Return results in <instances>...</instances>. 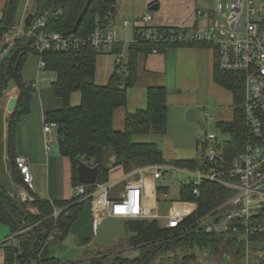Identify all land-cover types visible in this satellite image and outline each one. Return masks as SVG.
<instances>
[{
  "label": "trees",
  "instance_id": "1",
  "mask_svg": "<svg viewBox=\"0 0 264 264\" xmlns=\"http://www.w3.org/2000/svg\"><path fill=\"white\" fill-rule=\"evenodd\" d=\"M21 0H7L0 21V48L6 40V34L14 31L21 24L18 19ZM88 0H36V17L44 11L62 8V13H55L47 25L48 32L70 34ZM117 12L115 0H92L79 24L75 36L88 39L99 27H107ZM152 29L156 31H178L177 27H137L136 32ZM39 37L21 35L15 38L13 45L0 59V101L5 96L11 81L20 93L18 104L9 116V133L7 138V154L11 163L13 180L25 190L29 186L23 181L16 164L17 128L22 117L31 110V101L35 88L32 82L22 76L23 66L31 53H37ZM192 46H210L208 42L186 44ZM176 43H161L136 40L127 46L122 42L113 45L110 51L119 59L115 70L105 86L96 83V58L100 54L90 44L79 49L49 50L43 53L46 62L44 69L57 73L52 83V92L60 98L63 107L46 112V122L59 125V151L72 162V185L76 188L82 184L77 167L84 161L91 166L99 167L97 183H107L113 167L121 166L126 174L134 173L151 165H171L189 172L224 170L229 168L234 159L243 152L246 144L252 140L251 132L246 124L243 108L245 90L241 74L226 72L220 69L218 58L214 69L216 82L230 90L234 96V118L232 121L218 122L217 127L228 137L216 135L213 144L216 158L212 161L206 156L211 146L205 141L206 135L198 139L197 156L193 159L168 161L162 150L153 142H135V134L150 132L166 133L168 123L167 89L163 86H152L147 91V107L133 113L128 112L124 130H115L113 126L115 111L125 107L128 102V89L135 85L138 74V56L141 53L158 52L168 47H180ZM217 57V55H216ZM81 93V103L71 104V96ZM180 186L179 201L195 202V210L184 217L177 227L162 226L159 219H130L125 222L128 232V244L138 250V255L129 257L118 254H105L92 259L91 264H154L159 258L167 260L169 252L182 253L180 261L174 258L173 264H189L198 261L200 251L232 255L235 264H264V246L261 249L253 246L247 249L246 230L242 218L229 222L228 228L222 232L206 230L205 222L200 218L215 211L225 203L235 189L221 183L205 180L196 195L193 190L194 176ZM95 185H87L82 195H75L69 200L35 198L23 201L18 193L10 191L1 179L0 162V223L9 225L15 243H6L4 264H66L59 258H41V252L51 239L63 240L72 230L86 201L92 199ZM169 186L157 185V200L160 195L167 197ZM89 196L87 199L85 197ZM57 214L55 215V213ZM225 209L216 212L210 218L217 221L223 219ZM226 218V217H224ZM205 221V220H203ZM254 223L264 227V205L256 210ZM254 245L264 243V230L248 236ZM83 244L88 242L84 239ZM224 251V252H223ZM223 252V253H222ZM248 253V254H247ZM225 258V257H224ZM223 259V258H222ZM226 259V258H225ZM172 260V259H171ZM170 260V261H171ZM157 261V260H156ZM222 261V260H221ZM232 262V261H231ZM230 262V263H231ZM190 263V264H192ZM75 264V263H67ZM233 264V263H232Z\"/></svg>",
  "mask_w": 264,
  "mask_h": 264
},
{
  "label": "crops",
  "instance_id": "2",
  "mask_svg": "<svg viewBox=\"0 0 264 264\" xmlns=\"http://www.w3.org/2000/svg\"><path fill=\"white\" fill-rule=\"evenodd\" d=\"M117 12L111 24L115 25L119 33L120 42L126 46L134 39L136 25L124 26L123 19H133L151 13L154 27H186L200 29L208 25L213 18L210 9L217 0L203 3L202 0H115ZM7 0H0V21L3 18V9ZM157 5V9L150 11V7ZM28 5H25L22 12ZM28 13V12H27ZM22 17L20 20H22ZM213 20V19H212ZM20 26V25H19ZM18 26V27H19ZM15 31H12V34ZM180 47H168L162 52L141 53L138 56V74L134 86L128 89V102L125 107L115 111L113 126L115 130H124L125 118L128 112L133 113L147 107V91L152 86H163L167 89L168 123L164 134L156 131L149 134H135V142H153L162 150L164 158L168 161L178 159H193L197 156V143L200 138L199 125L186 118L188 110H201L208 117L207 112L212 110L214 119L218 122L232 121L234 118L233 93L216 82L214 69L216 64V51L214 45ZM117 56L109 52L99 54L96 58V83L101 86L108 84L116 66ZM45 70V69H44ZM40 73V69L38 68ZM51 80L53 77L50 75ZM56 78L54 79V81ZM36 82L37 85L32 101L31 110L20 120L17 128V155L29 159L33 174L32 185L29 190L23 189L13 180L11 163L7 154V138L9 133L8 111L9 99L15 95L19 100V91L16 84H9L5 96L0 101V162L1 179L7 188L19 194L24 191L35 198L55 200H69L76 195V188L72 185V162L59 151V127H53L49 131L44 129L45 114L48 111L60 109L63 102L55 97L52 92V84L45 86L43 78L27 80ZM53 83V82H52ZM81 103V93L75 92L71 96V104L78 106ZM230 114H233V118ZM209 119H213L210 116ZM203 121V120H202ZM49 146V148H48ZM143 178L144 205L151 210L150 219H162L159 215L160 204L157 200V180L151 172L136 171L126 174L121 166L113 167L110 171L107 185L110 188V198H117L123 193L128 182H134ZM86 201L84 207L72 227V234L80 238L81 245L89 234L90 226L95 233L109 218H117L110 215H102L98 218V225L94 228L93 200ZM176 215V213H172ZM165 224L167 225V217ZM126 228V227H125ZM127 231V229H126ZM15 236L11 234L9 225L0 223V264H4L5 252L3 246L6 243H15ZM86 243L85 245H90ZM264 246V243H259ZM64 244L58 239H51L43 248L41 258L56 257L64 263L60 254L64 253ZM253 246H255L253 244ZM83 248L84 244L82 245ZM98 248H94L96 250ZM90 251L86 259L90 262L97 256L105 255L104 252ZM60 251V252H59ZM225 257V256H224ZM224 257L221 263L231 264Z\"/></svg>",
  "mask_w": 264,
  "mask_h": 264
},
{
  "label": "built area",
  "instance_id": "3",
  "mask_svg": "<svg viewBox=\"0 0 264 264\" xmlns=\"http://www.w3.org/2000/svg\"><path fill=\"white\" fill-rule=\"evenodd\" d=\"M57 1L62 2L63 0ZM212 8L219 18L214 22L210 21L203 28L193 30L177 27L178 31L161 32L145 29L135 32L132 41L140 39L153 43H176L179 45L208 42L214 45L220 69L241 74L245 90L243 102L245 120L253 139L246 144L245 149L234 159L232 165L224 170L212 168L211 171L192 173L171 165L156 164L138 171L151 172L155 179H161L167 172L173 174L184 172L192 175L195 185L193 192L196 195H199V186L205 180L235 189V193L225 203L206 215V219H203L205 221H201L205 222L208 232H222L228 228L231 220L242 218L246 230L247 249H249L253 247V243L249 241L248 236L264 230L260 223L253 222L256 210L264 205V0H217L212 4ZM55 13H62V8L58 6L56 9L46 10L37 17L34 13V18L26 30L23 29V20V23L14 29L16 35L12 34V31L5 35L7 40L15 39L21 35L38 36L37 50L40 53V70L46 66L43 58L45 51L79 49L91 43L100 51V54H103L110 51L115 43L120 42L119 33L115 25L111 23L105 28L98 26L88 39L79 38L75 34L48 32V22ZM152 20L153 17L148 12L133 19L125 18L122 24L124 26L134 24L136 27L157 28L151 26ZM153 52L157 53L158 51L154 49ZM32 85L36 87L37 83L32 82ZM53 127H59L58 123L44 121L45 131H49ZM215 138L214 133H209L204 139L211 145L206 150V156L212 161L216 158V150L213 146ZM15 161L23 181L30 187L33 174L29 159L17 155ZM93 185L96 187L91 195L95 196L92 206L94 228L98 225V218L106 214L126 219H144L152 216L151 210L144 205L143 178L128 182L121 196L113 199L110 198V188L107 183ZM86 186L87 184L83 183L78 185L76 195L84 194ZM19 195L23 201L35 199L24 191ZM224 209L226 213L221 221L210 218L214 213ZM184 217L182 215L167 217L166 227L179 226ZM201 221L199 220V222Z\"/></svg>",
  "mask_w": 264,
  "mask_h": 264
},
{
  "label": "rangeland",
  "instance_id": "4",
  "mask_svg": "<svg viewBox=\"0 0 264 264\" xmlns=\"http://www.w3.org/2000/svg\"><path fill=\"white\" fill-rule=\"evenodd\" d=\"M203 3H206L207 0H202ZM213 1V0H208ZM25 5H28L26 10L24 11V15L22 17L23 8ZM36 0H21L19 4V12H18V19H21V24L23 23V20L27 14V12H35L36 11ZM212 16H213V22L219 18V16L214 12V9H210ZM211 19V21H212ZM14 35L15 32L13 33ZM17 36L16 38H18ZM6 38V37H5ZM7 40V39H6ZM5 40V41H6ZM40 63V56L37 53H31L22 69V76L25 80H37L39 82V79L43 78V84L45 86L52 84L54 82V79L57 78V73L52 70H44L42 69L39 73ZM50 75L53 77L51 80ZM15 84V81H11V85ZM234 103V99L232 97V105ZM198 114L200 116V119L206 123V127L202 129L200 126L199 128V135L200 138L204 137L206 134L214 133L218 135L220 138L228 137L227 134H224L221 129L217 127V120L214 119V115L211 109L207 112L208 117L205 115L206 113H203L201 110H198ZM233 118V114H230ZM210 116H213V119H209ZM191 179L190 175L184 172H177L176 174H173L171 172H167L163 175L161 179L157 180V185H165L169 186V192L167 197H165L163 194L160 195V209H159V215L162 217L160 219L161 224H165V218L168 215H172V213H176V215H182L187 216L191 214L197 204L195 202H182L179 201L180 196V186L184 182H188ZM206 219V217L200 218V221ZM162 225V226H163ZM128 232L125 228V220L120 219H114L109 218L104 224L100 225L98 227L97 231L94 233L92 231V228L90 226L89 234L84 238L87 239L90 245H85L82 247L81 245V239L77 238L72 232H70L63 240H58L59 243L64 244V253H61V258L66 261L75 262V264H90V262L86 259L89 257V253L94 248H98L96 250H93L95 253L98 252H104L103 254H118L122 253L123 255L129 256V257H135L138 255V250L133 248L128 244ZM87 242V243H88ZM255 247L261 249L262 245L255 244ZM60 252V251H59ZM224 252V251H223ZM222 252V253H223ZM198 261H194L192 264H223L218 259L219 254H211L208 252L200 251V253H197ZM167 255L171 256L167 260L161 261L159 258H157L154 262V264H173V261H180L182 258V253L180 254H172L168 253ZM224 257L223 255H221ZM226 257V255H225ZM174 258L176 260H174ZM230 262L231 264H235L234 258H232V255L229 254ZM172 259V260H171ZM171 260V261H170ZM189 263V264H190ZM179 264V262H178Z\"/></svg>",
  "mask_w": 264,
  "mask_h": 264
},
{
  "label": "water",
  "instance_id": "5",
  "mask_svg": "<svg viewBox=\"0 0 264 264\" xmlns=\"http://www.w3.org/2000/svg\"><path fill=\"white\" fill-rule=\"evenodd\" d=\"M91 1L92 0H88L84 11L80 15L78 21L75 24V27L70 32V34L77 32L79 24L83 18V15L85 14L86 10L88 9ZM156 9H157V5H153L152 7H150L149 10L154 11ZM33 18H34V13L29 12L24 19V25H23L24 30H26L30 26ZM14 41H15L14 38L4 41V43L2 44V46L0 48V59H2L4 57V55L7 53L9 48L13 45ZM17 104H18V99L16 98L15 95H12L9 99L8 111L10 113H13L16 109ZM186 118L188 120L196 122L202 129H204L206 127V123H204V121H202L198 117L197 111L195 109L188 110L186 113ZM99 172H100V170H99L98 166H91L84 161L79 162V165L77 167V173H78V177H79L80 182L83 184H87V185H93V184H96L98 182ZM226 260L229 261V258L226 257Z\"/></svg>",
  "mask_w": 264,
  "mask_h": 264
}]
</instances>
